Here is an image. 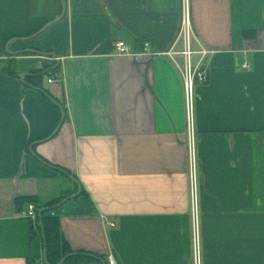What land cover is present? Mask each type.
<instances>
[{
	"label": "crops",
	"instance_id": "1",
	"mask_svg": "<svg viewBox=\"0 0 264 264\" xmlns=\"http://www.w3.org/2000/svg\"><path fill=\"white\" fill-rule=\"evenodd\" d=\"M65 2L0 0V264H47L27 198L61 201L50 214L92 257L67 264H194L185 17L210 52L193 98L200 264H264V0Z\"/></svg>",
	"mask_w": 264,
	"mask_h": 264
},
{
	"label": "built area",
	"instance_id": "2",
	"mask_svg": "<svg viewBox=\"0 0 264 264\" xmlns=\"http://www.w3.org/2000/svg\"><path fill=\"white\" fill-rule=\"evenodd\" d=\"M181 35L184 39V49L181 53L184 55L185 62L181 68L183 75V86L186 100L187 113V134H188V162H189V179H190V199H191V213H192V243H193V260L194 264H200L201 248H200V231H199V176H198V162L196 154L195 142V127L193 117V98L197 81L204 82L207 79L206 72L203 69V64L206 56L210 53L207 49L201 48L195 51L192 48L190 41V21L187 17L183 20V29ZM149 43L144 44V52L148 51ZM115 52L119 55L133 54V48L125 41H118L115 44ZM175 52L170 51L168 54L173 55ZM194 54H198L195 60ZM246 69L250 65L245 62L243 65ZM49 82H54V79H49ZM23 216L31 219L34 223L37 222V209L34 203H29L27 210ZM115 226L114 222L110 223ZM108 264H119L117 260L110 256Z\"/></svg>",
	"mask_w": 264,
	"mask_h": 264
},
{
	"label": "trees",
	"instance_id": "3",
	"mask_svg": "<svg viewBox=\"0 0 264 264\" xmlns=\"http://www.w3.org/2000/svg\"><path fill=\"white\" fill-rule=\"evenodd\" d=\"M38 32V31H36ZM34 32V33H36ZM33 33V34H34ZM58 69H55L54 72H57ZM45 73H49V71H43L41 73H37V77H42ZM51 75V73H50ZM64 109V108H63ZM84 191H82V194ZM25 202L34 203L33 199H22ZM58 201H54L53 203H50L48 205H35L37 209V213L41 209L45 210L42 212L41 218L37 217V222L35 223L36 228L38 231H42L45 236V242H46V262L47 264H58L64 257L68 256V258L64 261L63 264H67L69 262L73 261H86L92 259V257L84 256L82 254H76L73 253V251L70 249L63 233L61 230V224L60 219L57 215H51L50 212L55 208ZM49 208V209H48ZM34 227V226H33ZM36 232L33 231V237H35Z\"/></svg>",
	"mask_w": 264,
	"mask_h": 264
},
{
	"label": "water",
	"instance_id": "4",
	"mask_svg": "<svg viewBox=\"0 0 264 264\" xmlns=\"http://www.w3.org/2000/svg\"><path fill=\"white\" fill-rule=\"evenodd\" d=\"M62 2H63V7H64V12H63V14H64V13H65V10H66V2H65V0H62ZM60 170L63 171L65 174H67L70 178H73V176H72L71 174H69L68 172H65L63 169H60ZM73 179H74V178H73ZM80 192H81V187H80L79 192H78L76 195H78ZM48 209H49V208H48ZM44 210H45V208H44V209H41V210L39 211L38 215H39L40 218H41L42 212H43ZM42 232H43V230H42ZM43 236H44V234H43ZM44 245H45V251H46L45 237H44ZM84 255H87V254H84ZM68 256H70V255H68ZM68 256L64 257V258L61 260V262H60L59 264H62V263L68 258Z\"/></svg>",
	"mask_w": 264,
	"mask_h": 264
}]
</instances>
